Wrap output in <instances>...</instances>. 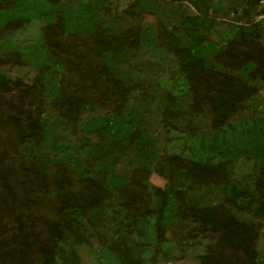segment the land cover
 <instances>
[{
    "label": "rangeland",
    "instance_id": "374dc122",
    "mask_svg": "<svg viewBox=\"0 0 264 264\" xmlns=\"http://www.w3.org/2000/svg\"><path fill=\"white\" fill-rule=\"evenodd\" d=\"M257 4L0 0V199L31 197L6 233V262L34 248V264H264V81L229 45L252 28L264 44V24L248 26ZM56 9L50 36L66 47L44 43ZM227 46L223 61L257 90L203 76ZM37 73L44 109L31 136L14 116ZM94 87L126 93L124 105L84 101ZM124 185L155 210L164 198L160 241L156 211L120 204Z\"/></svg>",
    "mask_w": 264,
    "mask_h": 264
},
{
    "label": "trees",
    "instance_id": "16d2710c",
    "mask_svg": "<svg viewBox=\"0 0 264 264\" xmlns=\"http://www.w3.org/2000/svg\"><path fill=\"white\" fill-rule=\"evenodd\" d=\"M249 13V12H248ZM248 26L255 27L258 25V21H252L250 19ZM12 27H18L21 25L22 20H11ZM262 24H264L262 22ZM61 25L60 10L54 11L53 19L42 26V32L44 35L45 46L50 47L56 45L59 47H66L67 43L65 39L53 38L50 33L57 30ZM251 33L242 32L240 36H235L230 39L229 45L234 47V56L238 57L236 67H240L246 61H252L254 63V71L261 80L264 81V44L259 40V33L251 29ZM130 33H123L119 35L120 38L126 39ZM249 35V37H248ZM235 45V46H234ZM230 48L224 47L217 51L215 58L222 67H215L210 64L206 67L202 74L204 77L212 76H223L229 83L237 82L242 90L255 91L257 86L255 83L244 79L242 76L232 73L231 69L233 65L223 61L222 55ZM7 59L0 56V64L6 62ZM24 94L28 97L27 102L19 108L17 116H14V120H17L20 127L28 130L29 135L39 136L40 134V116L44 109L43 107V93H42V76L41 73H37L30 83L24 85ZM96 98L102 99L104 104L111 109L121 108L126 100V93H120L113 96H109L103 89L94 87L84 91V101L95 100ZM134 177V174H133ZM224 173H219L216 176L211 177L210 182L214 183L216 179H223ZM39 183H48L49 177L42 173L39 175ZM35 186V185H34ZM37 186V185H36ZM118 200L120 204L127 209L134 208L141 213L156 211V230L158 241L163 236V226L161 223L162 208L165 205L164 198L162 199L160 206L157 210L146 205L141 198L140 192L131 185L121 186L118 190ZM31 201V197L28 194L23 193L14 195L12 199L3 197L0 199V264H12L6 262L7 250H4V245L8 242L6 233L15 226L16 221H23L24 219V208ZM33 251L31 248L25 252L22 258V264H34L33 262Z\"/></svg>",
    "mask_w": 264,
    "mask_h": 264
},
{
    "label": "built area",
    "instance_id": "2783aa9c",
    "mask_svg": "<svg viewBox=\"0 0 264 264\" xmlns=\"http://www.w3.org/2000/svg\"><path fill=\"white\" fill-rule=\"evenodd\" d=\"M252 21H261L264 23V0H258L257 9L253 14Z\"/></svg>",
    "mask_w": 264,
    "mask_h": 264
}]
</instances>
